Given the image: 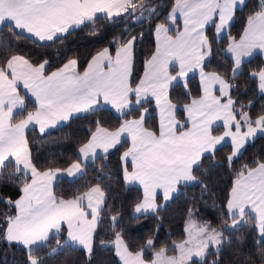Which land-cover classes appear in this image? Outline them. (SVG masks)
Here are the masks:
<instances>
[{"label": "crops", "instance_id": "crops-1", "mask_svg": "<svg viewBox=\"0 0 264 264\" xmlns=\"http://www.w3.org/2000/svg\"><path fill=\"white\" fill-rule=\"evenodd\" d=\"M133 1L0 0V29L10 26L37 42L51 43L97 18L127 16ZM247 1L179 0L168 15L167 25L155 30V53L135 87L131 85L135 40L115 53L101 51L82 73L75 60L46 74V63L33 66L20 56L0 70V171L11 163L31 179L14 204L17 217L7 229L8 243L33 250L64 229L66 244L91 253L105 202L103 191L95 186L76 199L62 200L55 196L54 187L60 180L78 179L85 165L122 142L129 143L121 156L124 180L143 194L134 210L135 217H142L160 208L158 198L161 206L167 205L181 186L194 184L192 170L204 157L227 145L238 155L247 144L264 135V117L254 125L240 126L230 98V84L204 71L211 57L208 28L214 26L216 38L222 39L234 23L235 12ZM225 54L234 62L233 76L254 57L264 60V11L249 21L242 37L231 42ZM261 74L256 79L264 96ZM192 77L199 80L201 96L185 106L172 103L171 89L175 85L185 87ZM27 101L34 110L15 123L14 118L25 110ZM148 103L155 109L157 133L146 127L151 115L150 108H146L139 118L125 122L117 131L98 129L79 149V160L69 168L39 172L33 165L26 139L31 129L46 134L98 110H110L121 117ZM179 113L183 119L178 118ZM243 122H247L246 117ZM216 129L222 130L220 135L213 134ZM227 211L237 219L233 226L241 224L244 216H253L257 232L264 238V164L235 182ZM188 224L186 239L179 243L186 248L191 243ZM201 230L195 227L196 237L202 236ZM220 241H224L223 234ZM113 247L120 264H155L162 254L166 257L160 258L169 259L177 258L179 253L178 248L176 256L159 252L152 263H147L143 252L131 253L121 238L113 242ZM211 247L206 246L205 253Z\"/></svg>", "mask_w": 264, "mask_h": 264}, {"label": "trees", "instance_id": "trees-1", "mask_svg": "<svg viewBox=\"0 0 264 264\" xmlns=\"http://www.w3.org/2000/svg\"><path fill=\"white\" fill-rule=\"evenodd\" d=\"M178 1L134 0L127 16L97 18L51 43L37 42L4 26L0 29V70H4L13 57L20 56L33 66L46 63V74L75 60L82 73L101 51L109 49L115 53L135 40L131 81L135 87L155 53V30L167 25L168 15ZM262 11L264 0H248L235 12L234 23L222 39L216 38L214 26L207 30L211 57L204 71L215 73L230 84L234 113L241 125H254L264 116V96L259 92L256 79V75L264 71V60L254 57L233 76L234 62L225 54V49L242 37L249 21ZM169 96L176 105L190 104L201 96L198 78L192 77L185 87L175 85ZM146 108L151 112L146 127L157 133L158 120L151 103L121 117L110 110H98L73 118L67 125L46 134L31 129L26 135L31 161L39 172L65 170L79 160V149L98 129L117 131L125 122L139 118ZM33 110V104L27 101V107L14 122L23 120ZM178 118L183 119V114L179 113ZM128 148L129 143L122 142L113 151L85 165L78 179L60 180L54 187L55 196L62 200L76 199L95 186L103 191L105 202L90 254L66 244L64 229L33 250L7 242V229L17 217L14 204L31 179L13 164L6 165L0 171V264H30L32 259L36 264H120L113 247L117 238L124 241L131 253L143 252L144 260L152 263L159 252L176 256L175 245L185 241L187 224L193 220L201 228L221 232L224 241L217 249L209 248L204 259L189 264H264V238L257 232L256 219L246 215L241 224L233 226L237 219L231 218L227 211L235 182L264 164V135L249 143L239 156H234L232 147L227 145L204 157L193 169L194 184L181 187L170 203L142 217H135L134 210L142 202L143 194L140 189L127 186L124 180L121 156ZM158 203L161 204L160 198Z\"/></svg>", "mask_w": 264, "mask_h": 264}, {"label": "rangeland", "instance_id": "rangeland-1", "mask_svg": "<svg viewBox=\"0 0 264 264\" xmlns=\"http://www.w3.org/2000/svg\"><path fill=\"white\" fill-rule=\"evenodd\" d=\"M260 84H261V88L262 90H264V71L262 72L261 74V77H260ZM236 117V116H235ZM264 117V116H263ZM261 117V118H263ZM259 118L257 120V122L261 119ZM237 119V118H236ZM237 122L239 123V121L237 120ZM256 122V123H257ZM255 123V124H256ZM240 124V123H239ZM241 126V124H240ZM243 126V125H242ZM216 131H218V129H216L213 134L214 135H220L222 130L220 129V131L218 133H215ZM248 145V144H247ZM246 145V146H247ZM231 146V145H229ZM245 146V147H246ZM224 147V146H223ZM232 147V146H231ZM222 148V147H221ZM233 149V148H232ZM245 149V148H244ZM243 149V150H244ZM215 152V151H214ZM213 152V153H214ZM243 152V151H242ZM241 152V153H242ZM240 153V154H241ZM234 154V152H233ZM240 154L238 155H235L234 156H239ZM207 157V156H206ZM202 161V160H201ZM199 165V164H198ZM197 165V166H198ZM192 176H193V170H192ZM193 179H194V176H193ZM194 182H195V179H194ZM183 187V186H181ZM180 187V188H181ZM180 188H179V191H180ZM229 202V201H228ZM162 203V202H161ZM159 204V203H158ZM160 207H162L161 205L162 204H159ZM195 227H199L197 222H195L194 220L193 221H190V223L188 224V232H189V235H190V238H189V241L191 242L189 244V246L186 248V246H184V244H179L175 246V248L179 250V253H178V256L177 258L175 257H171L169 259H164V258H160V257H166L164 254H162L163 256H159L155 262V264H189L191 261L197 259V260H202L205 258V256L207 255V253H205V248L206 246H214L215 249H217L219 247V245L221 244V241H220V237H221V232H216V231H213L211 232L210 230L206 229V228H201L202 230V236H198L196 237L195 235ZM198 229V228H197ZM6 236H7V233H6ZM7 240V238H6ZM90 254V253H88ZM33 261L30 260V264L31 262ZM33 262H35L36 264V260H34ZM32 262V263H33Z\"/></svg>", "mask_w": 264, "mask_h": 264}]
</instances>
